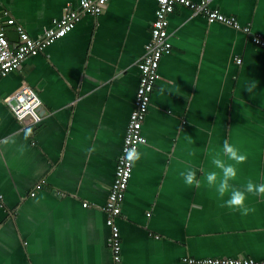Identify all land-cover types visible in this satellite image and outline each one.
I'll return each instance as SVG.
<instances>
[{
  "label": "crops",
  "instance_id": "0c3cea01",
  "mask_svg": "<svg viewBox=\"0 0 264 264\" xmlns=\"http://www.w3.org/2000/svg\"><path fill=\"white\" fill-rule=\"evenodd\" d=\"M78 0H0V23L19 41ZM250 31L177 4L143 123L147 142L117 218L121 264H186L185 255L264 258V198L248 216L222 207L214 189L184 183L211 170L228 139L247 155L237 187L264 183V0H211ZM156 0H109L47 48L0 77V264H114L104 210L140 80ZM241 57V61L237 58ZM257 82L253 93L245 90ZM27 82L37 112L17 117L4 97ZM161 89L164 91L161 92ZM95 151L89 153V149ZM35 191L32 195L31 192ZM87 202V205H84Z\"/></svg>",
  "mask_w": 264,
  "mask_h": 264
},
{
  "label": "built area",
  "instance_id": "2783aa9c",
  "mask_svg": "<svg viewBox=\"0 0 264 264\" xmlns=\"http://www.w3.org/2000/svg\"><path fill=\"white\" fill-rule=\"evenodd\" d=\"M109 0H78L77 4L69 5L62 17L54 20V24L45 28L37 36H32L14 17L8 16L7 22L15 24L19 41L12 44L5 26L0 23V77L16 69L28 57L38 54L56 39L73 29L79 20L87 14H99ZM211 0H156L155 16L152 20L150 39L145 45L144 55L138 60L140 80L136 91L135 102L131 110L124 136L122 153L117 161L115 176L111 184L104 210L108 213L107 223L111 234L109 244L114 264L122 263V239L117 218L122 212L123 200L131 179L134 161L128 154L141 144L147 142L143 134V123L151 102V95L156 81L160 78L159 65L163 55L172 50L169 39V15L177 4H183L194 13L204 14L209 21H222L236 28L250 31V25H243L234 15H227L210 5ZM254 43L264 46V36L253 34ZM241 61V57L237 58ZM7 106L21 118L31 115L34 121L41 119L37 108L41 103L38 93L27 82H22L16 89L4 97ZM32 195L35 191L31 192ZM1 197V194H0ZM87 205V202H84ZM186 264H264V258L250 256H202L185 255Z\"/></svg>",
  "mask_w": 264,
  "mask_h": 264
},
{
  "label": "clouds",
  "instance_id": "9594fccd",
  "mask_svg": "<svg viewBox=\"0 0 264 264\" xmlns=\"http://www.w3.org/2000/svg\"><path fill=\"white\" fill-rule=\"evenodd\" d=\"M257 88L256 81H250L246 84L245 90L253 93ZM164 90L161 89V92ZM89 153L95 151V147L88 150ZM211 170L205 171L201 169L202 179L197 178V171L194 168H188L181 173L184 183L188 186L200 188L202 183L208 188L214 189L222 203V207H226L233 212H239L242 216H248L255 211L248 205L250 196L264 198V183H255L248 180L240 187L236 186L238 179V165L247 162V155L242 153L238 147L230 143L228 139L223 141L222 146L214 154H211ZM128 158L138 161L141 153L133 149Z\"/></svg>",
  "mask_w": 264,
  "mask_h": 264
},
{
  "label": "water",
  "instance_id": "95a60500",
  "mask_svg": "<svg viewBox=\"0 0 264 264\" xmlns=\"http://www.w3.org/2000/svg\"><path fill=\"white\" fill-rule=\"evenodd\" d=\"M209 256V255H208ZM196 257H198V256H196ZM200 257H202V256H200Z\"/></svg>",
  "mask_w": 264,
  "mask_h": 264
}]
</instances>
